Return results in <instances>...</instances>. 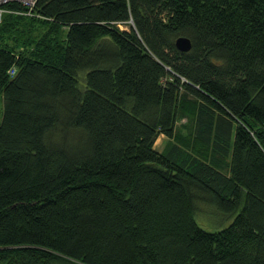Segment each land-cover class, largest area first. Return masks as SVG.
I'll return each instance as SVG.
<instances>
[{"label":"trees","instance_id":"trees-1","mask_svg":"<svg viewBox=\"0 0 264 264\" xmlns=\"http://www.w3.org/2000/svg\"><path fill=\"white\" fill-rule=\"evenodd\" d=\"M5 7L0 264H264V0Z\"/></svg>","mask_w":264,"mask_h":264},{"label":"rangeland","instance_id":"rangeland-1","mask_svg":"<svg viewBox=\"0 0 264 264\" xmlns=\"http://www.w3.org/2000/svg\"><path fill=\"white\" fill-rule=\"evenodd\" d=\"M36 4H37V2H36ZM35 7H36V5H35ZM35 7H34V9H35ZM34 9H33V11H34ZM7 13L8 12H6L4 14V16ZM31 16H37V15H35L33 13V15H31ZM120 28L122 30H127L128 29L125 26H120ZM43 33L44 32H42L41 34H43ZM167 142H168V139H166V137L160 136L159 139L156 142L155 148L158 151H164ZM208 210H209L208 207L202 206V209H201L200 213L198 214V217L196 218L197 223L199 224L200 227H202L203 229L208 230V231H215V230H220L221 229V228H218L216 226L217 221H219V223L221 222V224L218 223L221 226L227 225V223L229 222L228 219L222 218V217H216L212 212H210ZM213 222H216V223H213ZM214 224H215V227H214Z\"/></svg>","mask_w":264,"mask_h":264},{"label":"built area","instance_id":"built-area-1","mask_svg":"<svg viewBox=\"0 0 264 264\" xmlns=\"http://www.w3.org/2000/svg\"><path fill=\"white\" fill-rule=\"evenodd\" d=\"M36 2H37V0H0V23L3 20L4 14L6 12H9L5 7L7 4L19 3L20 5H22L26 9V11L23 12V14L31 16V15H33V12H34L33 9L36 5ZM20 13H22V12H20ZM14 73H15V70H12L11 74H14Z\"/></svg>","mask_w":264,"mask_h":264},{"label":"water","instance_id":"water-1","mask_svg":"<svg viewBox=\"0 0 264 264\" xmlns=\"http://www.w3.org/2000/svg\"><path fill=\"white\" fill-rule=\"evenodd\" d=\"M175 45L182 52H189L192 49V43L187 37L178 38Z\"/></svg>","mask_w":264,"mask_h":264}]
</instances>
